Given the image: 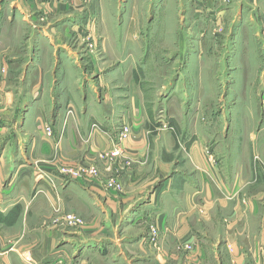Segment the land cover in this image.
<instances>
[{
    "label": "crops",
    "instance_id": "0c3cea01",
    "mask_svg": "<svg viewBox=\"0 0 264 264\" xmlns=\"http://www.w3.org/2000/svg\"><path fill=\"white\" fill-rule=\"evenodd\" d=\"M128 32L104 34L84 0H0V264H264V173L249 155L264 127L244 125L240 138L231 109L216 141V124H197L205 84L193 73L185 105L175 85L152 97L151 54ZM123 124L124 154L111 157ZM92 164L123 190L72 174ZM59 211L85 226L66 230L52 220ZM155 223L170 228L158 255Z\"/></svg>",
    "mask_w": 264,
    "mask_h": 264
},
{
    "label": "rangeland",
    "instance_id": "374dc122",
    "mask_svg": "<svg viewBox=\"0 0 264 264\" xmlns=\"http://www.w3.org/2000/svg\"><path fill=\"white\" fill-rule=\"evenodd\" d=\"M84 12L91 14L96 24L99 22L104 34L113 30L129 31L137 46L143 47L146 53L150 52L152 97L159 92L160 82L165 85L163 90L175 85L181 98L176 104L185 105L183 101L191 93V86L187 84L188 78H191L189 74L193 73L194 80L198 76L200 80L203 79L204 92L199 90L201 94L196 105L202 117H197V124H205L208 120L216 124V141L224 135V124L231 109L234 114L231 125L236 130L241 128L240 138L246 134L244 125H249L255 135L264 127V0H84ZM122 15L126 16L125 22H122ZM93 23H90L91 26ZM86 29L83 39L91 42L89 48L96 54L97 41L91 27L87 26ZM4 73L2 67L0 79ZM195 82L192 84L194 87ZM154 111L158 112L157 117L164 115L163 108L158 107ZM186 118L180 116V122L190 125L193 117L188 118L189 122ZM163 121L171 126L166 114ZM46 124L52 128L47 121L43 123L44 128ZM236 138L237 132L230 136L231 140ZM258 144L256 138L250 137L249 155L254 162V171L259 174L264 173V145ZM209 149L207 146L205 152L211 157ZM108 154L112 155L110 152ZM221 156L223 154H216V160ZM93 169L96 173L91 172ZM59 170L61 173L70 172L64 169V165ZM78 171L80 174H91L93 184L105 181L103 186L108 190L121 192L124 188L116 178L102 175L95 164L87 169L77 168L72 174ZM115 180L121 186L109 188L108 182ZM57 213L52 220L66 230L79 232L85 226L83 217L75 212ZM70 216L74 217L76 224L71 223ZM158 226L162 227L158 223L150 227L148 237L157 255L163 253V232L157 237H153L151 232Z\"/></svg>",
    "mask_w": 264,
    "mask_h": 264
},
{
    "label": "built area",
    "instance_id": "2783aa9c",
    "mask_svg": "<svg viewBox=\"0 0 264 264\" xmlns=\"http://www.w3.org/2000/svg\"><path fill=\"white\" fill-rule=\"evenodd\" d=\"M45 131L47 132L48 136H51L53 133L52 128L48 124L45 125ZM130 133H131L130 126L123 124L122 129H121L120 134H119V139H118L119 142L115 144L114 149L110 152L112 155L122 156L124 154V149L121 147V142H122V140L126 139L130 135ZM91 172L96 173V170L93 169V170H91ZM120 186H121V183H119L117 180L108 182L109 188L114 187L115 189H117ZM70 221L72 224L77 223V221H74L73 216H70ZM160 232H163V238H164V236H166V234L170 233V228L167 226H162V227L158 226L157 228H153V231L151 233H152L153 237H157ZM156 243H157V240L154 242V244H156ZM56 264H66V262H65L64 258H61L57 261Z\"/></svg>",
    "mask_w": 264,
    "mask_h": 264
}]
</instances>
